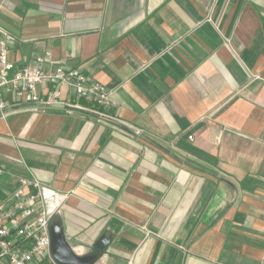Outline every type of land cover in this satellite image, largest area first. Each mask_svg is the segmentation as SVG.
<instances>
[{
    "label": "crops",
    "instance_id": "0c3cea01",
    "mask_svg": "<svg viewBox=\"0 0 264 264\" xmlns=\"http://www.w3.org/2000/svg\"><path fill=\"white\" fill-rule=\"evenodd\" d=\"M8 35L11 75L50 53L110 89L113 118L2 87L0 204L38 179L105 264H263L264 0H0Z\"/></svg>",
    "mask_w": 264,
    "mask_h": 264
},
{
    "label": "built area",
    "instance_id": "2783aa9c",
    "mask_svg": "<svg viewBox=\"0 0 264 264\" xmlns=\"http://www.w3.org/2000/svg\"><path fill=\"white\" fill-rule=\"evenodd\" d=\"M6 36L0 45V117L6 115L10 104L4 98L2 87L20 96L27 95L32 102L42 106L62 104L68 113L77 109L93 112L96 120L103 123L112 116L101 111L111 104L110 89L99 81H91L80 68H68L51 60L50 53L37 57L36 65H27L14 72V64L8 59V46L14 41ZM47 62L55 65L49 69ZM46 86L47 91L40 92ZM70 87L75 94L94 103L88 108L62 98V88ZM33 190L26 192V188ZM46 186L36 178H23L14 192L10 204H0V264H59L51 252L50 222L53 214L46 204ZM94 264H105L97 259ZM264 264V261H263Z\"/></svg>",
    "mask_w": 264,
    "mask_h": 264
},
{
    "label": "water",
    "instance_id": "95a60500",
    "mask_svg": "<svg viewBox=\"0 0 264 264\" xmlns=\"http://www.w3.org/2000/svg\"><path fill=\"white\" fill-rule=\"evenodd\" d=\"M51 252L59 264H94L99 258V252H91L85 255L77 254L68 242L59 214L52 217Z\"/></svg>",
    "mask_w": 264,
    "mask_h": 264
}]
</instances>
